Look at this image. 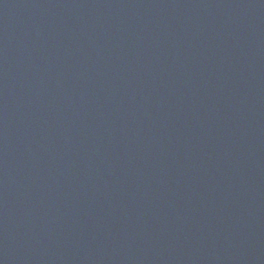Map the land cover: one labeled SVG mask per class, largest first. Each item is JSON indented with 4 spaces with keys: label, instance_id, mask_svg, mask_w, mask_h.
<instances>
[{
    "label": "water",
    "instance_id": "water-1",
    "mask_svg": "<svg viewBox=\"0 0 264 264\" xmlns=\"http://www.w3.org/2000/svg\"><path fill=\"white\" fill-rule=\"evenodd\" d=\"M0 264H264V0H0Z\"/></svg>",
    "mask_w": 264,
    "mask_h": 264
}]
</instances>
